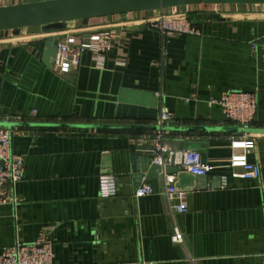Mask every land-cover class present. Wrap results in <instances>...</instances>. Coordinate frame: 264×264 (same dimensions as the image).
<instances>
[{"label": "crops", "instance_id": "1", "mask_svg": "<svg viewBox=\"0 0 264 264\" xmlns=\"http://www.w3.org/2000/svg\"><path fill=\"white\" fill-rule=\"evenodd\" d=\"M43 0H0V6ZM186 12L200 34L170 36L135 19L156 10L92 17L60 29L44 25L0 31V119L19 122L217 127L165 130L173 148H195L205 157L209 185L185 190L188 210L173 212L163 178L137 180L133 155L148 129H82L13 126L12 152L24 156L17 203L0 206L3 251L48 236L53 264H264V4H195L164 8ZM108 31L112 49L99 66L82 53L77 68L59 74L44 62L49 38L79 39ZM164 53V54H163ZM257 98V116L242 127L214 102L229 92ZM252 129L253 131H248ZM254 140L248 160L260 176H235L234 141ZM183 145V148H181ZM237 151V152H238ZM113 173L117 194L101 197L99 176ZM220 178V179H219ZM147 182L150 195L136 196ZM183 233V242L172 237Z\"/></svg>", "mask_w": 264, "mask_h": 264}, {"label": "built area", "instance_id": "2", "mask_svg": "<svg viewBox=\"0 0 264 264\" xmlns=\"http://www.w3.org/2000/svg\"><path fill=\"white\" fill-rule=\"evenodd\" d=\"M135 23H148L152 27L159 29L163 49L170 36L176 34H200V29L195 22L190 19L186 12L182 11H167L164 8H160L156 10L154 15H150L148 19L137 17ZM58 39V49L55 54L53 69L59 74L67 73L71 69L77 68L80 64L81 55L86 50L94 53L97 64L101 66L104 55L113 46V40L108 31L99 32L95 41L91 37L79 39L73 32L67 33L64 37H59ZM261 45L264 50V40ZM214 102L224 108V112L230 120L242 127H248L257 116V98L254 93L233 91L226 93L222 99ZM172 119V113L166 107H161L158 119L159 129L151 137L138 136L135 140L136 145L144 148L147 143L151 142L150 156L154 163L160 164L164 169L169 166H175L195 175H207L208 167L199 150L195 148H173L167 143L163 127ZM254 146V140L233 142L236 153L232 155V165L243 168V172L235 173V176L250 179L260 176V167L248 160L246 151H238V149H249ZM24 163L23 155L12 152L11 128L0 126V206L15 205L17 203L16 186L23 179ZM162 178L171 211H187L186 193L177 190L176 175L164 173ZM154 192L155 188L151 184L144 182L137 187L135 195H150ZM99 194L101 197H111L117 194V182L113 173H108L107 171L100 174ZM172 239L177 243H182L183 233L176 230ZM53 256V241L50 237L43 236L33 242L17 241L9 246L3 251L0 264H53ZM142 264H154V262L144 261Z\"/></svg>", "mask_w": 264, "mask_h": 264}, {"label": "water", "instance_id": "3", "mask_svg": "<svg viewBox=\"0 0 264 264\" xmlns=\"http://www.w3.org/2000/svg\"><path fill=\"white\" fill-rule=\"evenodd\" d=\"M202 3L212 5H260L264 4V0H43L0 6V31L34 25H44L46 29H60L65 27L67 22L74 20ZM58 42V38H49L45 45L43 58L45 64L50 68L54 66ZM0 126L9 128L13 126H39L76 129H159L158 124L139 126L99 123L19 122L8 120H0ZM167 128L176 131H196L201 129L208 131L219 130L217 127L209 128L201 126L192 128L163 127L164 130ZM247 130L253 131L252 129ZM181 148H183V145H181ZM133 170L137 173L136 178L139 181L143 179L144 175H146L148 180L162 178L164 173L176 175V188L179 191L194 188V182L196 183L195 187L199 188L206 187L210 184L208 175H195L175 166H169L164 169L160 164L154 163L152 157L149 155H133Z\"/></svg>", "mask_w": 264, "mask_h": 264}, {"label": "trees", "instance_id": "4", "mask_svg": "<svg viewBox=\"0 0 264 264\" xmlns=\"http://www.w3.org/2000/svg\"><path fill=\"white\" fill-rule=\"evenodd\" d=\"M57 129V128H56Z\"/></svg>", "mask_w": 264, "mask_h": 264}]
</instances>
